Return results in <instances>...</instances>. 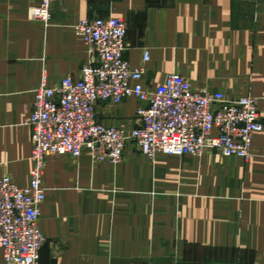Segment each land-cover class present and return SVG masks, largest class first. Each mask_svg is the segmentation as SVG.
I'll return each instance as SVG.
<instances>
[{
    "label": "crops",
    "instance_id": "0c3cea01",
    "mask_svg": "<svg viewBox=\"0 0 264 264\" xmlns=\"http://www.w3.org/2000/svg\"><path fill=\"white\" fill-rule=\"evenodd\" d=\"M39 3L0 0V178L29 182L24 122L36 87L78 78L93 61L73 31L81 19L125 21L124 58L138 66L149 52L145 86L178 74L195 89L250 96L264 126V0H57L46 24L29 19ZM137 106L101 103L98 120L129 131ZM155 159L152 167L137 153L120 164L47 157L38 264H264V130L246 162L217 153Z\"/></svg>",
    "mask_w": 264,
    "mask_h": 264
},
{
    "label": "built area",
    "instance_id": "2783aa9c",
    "mask_svg": "<svg viewBox=\"0 0 264 264\" xmlns=\"http://www.w3.org/2000/svg\"><path fill=\"white\" fill-rule=\"evenodd\" d=\"M56 2L40 0L29 19L48 23ZM73 31L93 61L81 68L78 78L67 77L52 87L43 80L36 87L24 122L32 140L29 182L19 187L8 177L0 178V252L5 264H38L47 157L78 160L86 154L96 163L117 164L129 143L148 159L211 152L246 161L254 135L264 130L258 103L250 96L229 99L222 92L195 89L178 74L145 86L149 52L144 51L138 66L124 58L127 25L122 19H81ZM131 99L138 103L136 127L124 131L98 120L99 104L118 106Z\"/></svg>",
    "mask_w": 264,
    "mask_h": 264
},
{
    "label": "rangeland",
    "instance_id": "374dc122",
    "mask_svg": "<svg viewBox=\"0 0 264 264\" xmlns=\"http://www.w3.org/2000/svg\"><path fill=\"white\" fill-rule=\"evenodd\" d=\"M126 153H137V155H141L138 151H137V149L133 146V145H129V147L127 148V149H125L124 150V154H123V157H122V160L119 162V163H117V164H120V163H122L123 161H124V157H125V154ZM208 153H211V152H208ZM144 156V155H143ZM200 157H202V155L201 156H199L198 158H200ZM250 158V157H249ZM148 159V158H147ZM149 160V165L150 166H152V167H155V165H157V159H148ZM73 161H77V160H75V159H73ZM246 161H248V160H246ZM245 161V162H246ZM94 163H96V162H94Z\"/></svg>",
    "mask_w": 264,
    "mask_h": 264
}]
</instances>
